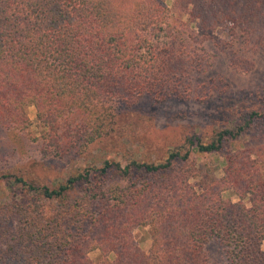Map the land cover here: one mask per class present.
<instances>
[{"label":"trees","instance_id":"1","mask_svg":"<svg viewBox=\"0 0 264 264\" xmlns=\"http://www.w3.org/2000/svg\"><path fill=\"white\" fill-rule=\"evenodd\" d=\"M186 14L228 27L243 45L232 64L246 56L249 65L251 39L264 44V0H0V125L26 131L33 105L46 155L96 164L54 186L2 176L27 190L0 205V264H209L212 239L228 264H264V173L254 145L236 148L262 122L258 112L209 141L189 136L162 160L91 151L117 129L113 102L189 96L186 79L202 61ZM228 145L235 151L224 153ZM195 153L225 156L224 175L198 173ZM146 228L148 251L134 235Z\"/></svg>","mask_w":264,"mask_h":264},{"label":"rangeland","instance_id":"2","mask_svg":"<svg viewBox=\"0 0 264 264\" xmlns=\"http://www.w3.org/2000/svg\"><path fill=\"white\" fill-rule=\"evenodd\" d=\"M190 17L186 14L183 21L190 23ZM192 19V41L197 57L202 61V69L190 75L191 79H186L189 82V96L154 102L146 95L139 100L132 98L130 101L113 102L118 119L117 129L110 139L91 144V151L123 163L125 154L162 160L168 149L184 143L187 137L199 136L209 141L216 131L235 125V116L240 118L244 113L256 111L262 116V122L257 120L251 132L241 138L245 144L239 143L236 148L246 147L242 148V151H246L254 145L256 167L264 173V154L259 152L264 147V44L257 47L251 39L252 50L247 54L251 57L249 65H245L248 60L246 56L244 61L232 64L233 56L240 55L243 45L239 46V42L232 44L228 27L225 28L222 23L219 27L203 28L196 24L194 16ZM28 114L32 125L26 131L19 132L0 125V205L13 199L19 200L27 190L22 183H15L10 188L6 178L2 177L4 174L11 173L37 185L54 186L87 166L96 165L89 158L78 156L69 162L65 157L46 155L35 138L43 131L37 124L36 107L31 105ZM226 148L224 153L228 154L231 149L235 151L233 146ZM193 158L197 159L198 173H209L216 178L224 175L225 156L195 153ZM97 165L100 166V162ZM80 196V192L74 193L75 198ZM224 196L238 200L232 191L224 193ZM42 208H46L48 213L54 209L50 203H45ZM148 230L134 231L144 251L149 250L152 242ZM205 253L209 264H228L224 248L216 239L205 245ZM99 255L98 251L90 254L92 258Z\"/></svg>","mask_w":264,"mask_h":264}]
</instances>
